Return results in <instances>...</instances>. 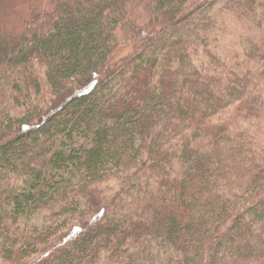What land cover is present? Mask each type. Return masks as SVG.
Instances as JSON below:
<instances>
[{"label":"trees","instance_id":"obj_1","mask_svg":"<svg viewBox=\"0 0 264 264\" xmlns=\"http://www.w3.org/2000/svg\"><path fill=\"white\" fill-rule=\"evenodd\" d=\"M25 2L0 23V261L264 264V0Z\"/></svg>","mask_w":264,"mask_h":264},{"label":"rangeland","instance_id":"obj_2","mask_svg":"<svg viewBox=\"0 0 264 264\" xmlns=\"http://www.w3.org/2000/svg\"><path fill=\"white\" fill-rule=\"evenodd\" d=\"M26 5L27 3L25 2V0H0V23L5 22L6 23L5 26L8 27L10 25L9 23L11 22L12 12L14 10L16 11L18 10L17 11L19 13L18 15H24L27 12ZM221 19H222V15L218 12V10L212 11V15L209 17V19L207 18V19L202 20L199 23L198 28L199 27L201 28L202 26H204L205 28H207L208 26H212L213 32L222 36V37L219 36V39L223 43L224 41L232 39V36L237 28L238 29L243 28V27H240L241 24L236 23V22L233 23L232 21H230L228 19V16L225 18L224 21H222ZM186 31L193 33L194 28L191 27V29L189 28L180 34H183ZM128 51H129L128 45L119 47V49H117V51L115 52L114 58L116 59L119 56L126 54ZM194 59H196V61L198 62H203L202 60L204 58L202 57L200 53H197L194 56ZM0 264H10V263H5V262L0 261Z\"/></svg>","mask_w":264,"mask_h":264}]
</instances>
